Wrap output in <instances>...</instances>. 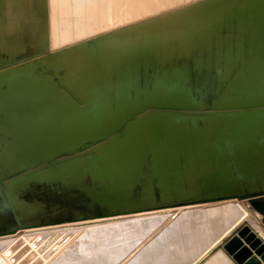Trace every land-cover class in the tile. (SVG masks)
<instances>
[{
    "label": "bare ground",
    "instance_id": "1",
    "mask_svg": "<svg viewBox=\"0 0 264 264\" xmlns=\"http://www.w3.org/2000/svg\"><path fill=\"white\" fill-rule=\"evenodd\" d=\"M178 2L0 0V158L15 164L29 146L69 145L0 171V264H193L242 219L260 221L234 193L264 192V107L138 113L117 133L126 147L141 152L147 131L153 146L168 120L166 152L143 155L145 167L118 177L123 198L111 207L100 205L110 192L106 182L96 185V176L105 180L99 171L54 191L33 180L55 162L67 171L72 159L79 178L89 156L91 164L126 170L139 155H125L117 134L73 142L87 119L140 103L165 74L181 78L204 107L231 91L236 76L264 89V0ZM22 209L17 223L7 219ZM27 245L30 252L10 253Z\"/></svg>",
    "mask_w": 264,
    "mask_h": 264
},
{
    "label": "water",
    "instance_id": "2",
    "mask_svg": "<svg viewBox=\"0 0 264 264\" xmlns=\"http://www.w3.org/2000/svg\"><path fill=\"white\" fill-rule=\"evenodd\" d=\"M167 75L168 74H165L161 77V82L157 84L158 88L154 92L145 95L140 103H137L132 107L123 106L117 110L107 111L104 117L93 116L87 119L85 121L82 137L80 139H76L73 143L80 142L86 137L90 138L92 136H101L102 138L107 139L111 135H115L120 130L125 128V126L136 115H138V113L145 112L146 110H205L206 108H210L215 111L230 112L245 108L256 109L258 107H264V89L258 82L256 83L254 82L255 80L249 78V76L240 78L236 76L235 78H231L233 79L232 84H234L233 89L229 91L227 87V90L224 94L219 93L213 97L212 102L216 103H213L212 105L209 104L204 107V105H198V103L191 98L192 96L185 92L181 78H177V76L173 74L168 76ZM179 76L181 77V75ZM229 79L230 77L225 80L227 86L230 82ZM150 121L151 114H148L146 117L143 118L141 124L144 125L146 124V122ZM171 123V121L165 120L163 124H158V128L155 131L157 135L154 133L155 144L153 146H150L149 144V135L147 131L145 133V146L143 147L141 152H137L136 148L132 145L127 148L126 141L122 136L123 133L117 134L114 139L115 142L117 141V143L115 144L123 146V151L125 155H129V149H131V151L135 154L139 155L137 159L134 158V162H132V160L128 158L126 163L127 169L120 174L117 173L115 166H110V170H108V168L105 167L103 160L101 159L97 160L98 163L91 164V159L89 156L84 158V172L79 178L77 177L76 168L75 170H73V166L71 164L72 162L77 163V161L72 159L69 162L67 171H64L61 168L57 169L55 162L52 167L46 168L45 170H41L40 172L35 173V175L32 176L33 180L39 182V180L42 179L45 183V187L47 188V190L54 191L57 185L63 186V181H68L70 184H73L83 177L86 178V174L91 175L94 174L96 171H99L104 174L105 180L96 176L94 178V180L96 181V185L104 186V182H106V185L108 186L107 191L110 192L108 202L101 203L100 205L106 207L116 205L119 201H122L123 195L121 189L122 185L115 183V180H117L118 177L127 180L131 179L133 176L132 166H134V164H143V166L145 167L146 163L144 159L146 158L143 155H152L153 157L157 152H160V150L162 152H166L163 125H166L165 127H168V125H172ZM175 125H173L172 128H176L177 125ZM64 143H53L49 145L47 143H45L44 145L41 144L39 146V150H36L37 147L34 148L32 146H29L27 147L28 153L25 155L23 153V155H19L17 160H15V164L14 162L7 160L6 158H0V171L6 172L7 170L14 168L18 164L31 162L32 160L45 156L48 153H51L56 150H64L69 146L68 144ZM160 146H162V149H159ZM95 153L97 155H102V147L95 150ZM109 155L118 154L115 151L110 150ZM140 158H142L141 162ZM152 168L154 171V166H152ZM17 183L18 182L13 181L12 185H15L17 188ZM83 184V190L87 191V187L89 184L85 181L83 182ZM238 188L243 189L244 186L239 185ZM244 190L245 192L242 194H234L241 199L249 200V206L261 215L260 221H264V201H259L261 198H264V192L256 193L254 191H248L247 189ZM144 191V187L142 186V192ZM32 197L33 199H35L34 194L32 195ZM225 197L228 196L226 195L220 198ZM12 198L15 199L16 197L13 195ZM218 198L213 197V199ZM17 205H19V203ZM83 206L85 209L89 208L87 205ZM24 214L25 213L23 209L20 211V213H15L11 210L7 219H10L13 223H17L20 219V216H23ZM242 221L243 219L237 224H235L226 234H224L216 243H214L193 264H264V241L261 240L262 238L258 237L257 231H255L253 228H251L250 225L246 223L242 224Z\"/></svg>",
    "mask_w": 264,
    "mask_h": 264
},
{
    "label": "rangeland",
    "instance_id": "3",
    "mask_svg": "<svg viewBox=\"0 0 264 264\" xmlns=\"http://www.w3.org/2000/svg\"><path fill=\"white\" fill-rule=\"evenodd\" d=\"M175 2H176V1H175ZM183 2H185V0H180V2H178V3H183ZM178 3H176V4H178ZM97 12H98V11H96V13H97ZM97 14H98V13H97ZM263 199H264V198H261L259 201H264ZM246 205H249V204L246 203ZM262 222L264 223V221H262ZM245 223L248 224V225H250L251 228H253V229H254V224H255V227H256V226L258 227V228L256 227L257 230H258V232H260L261 230H263L259 225H257V224L255 223V221H253L252 217H246V218H244L243 221H242V224H245ZM191 225H192V226H190V227H193V223H192ZM162 226H163V224H162L160 227L156 228V229L152 232V235L155 234L157 231H159L161 228H163ZM259 230H260V231H259ZM62 231H63V230H62ZM263 231H264V230H263ZM68 232H71V231H68ZM232 233H233V232H232ZM152 235H150V236H152ZM150 236H148V237H150ZM186 236H187V235L182 234V237H181V238H182V243L184 242ZM228 237H229V236H228ZM228 237H227V238H228ZM227 238H226V239H227ZM226 239H225V240H226ZM128 241H129V239H128ZM130 241H131V240H130ZM27 246H28V245H27ZM13 248H14V247H13ZM19 248H20V247H17L18 250H13L12 252H10V253L12 254L13 257L16 258L18 255H21V254L24 253V252H30V251L32 250L31 248H29V246H28V248H29L28 250H26V249L19 250ZM41 251H43V250H41ZM24 254H25V253H24ZM18 257H19V256H18ZM184 263H185V261H182V262H181V264H184Z\"/></svg>",
    "mask_w": 264,
    "mask_h": 264
},
{
    "label": "crops",
    "instance_id": "4",
    "mask_svg": "<svg viewBox=\"0 0 264 264\" xmlns=\"http://www.w3.org/2000/svg\"><path fill=\"white\" fill-rule=\"evenodd\" d=\"M257 222V224L264 230V223L262 222V221H256ZM254 230L255 231H257V233H258V230H257V228L255 227V225H254ZM259 234V233H258ZM262 240L264 241V238H262Z\"/></svg>",
    "mask_w": 264,
    "mask_h": 264
}]
</instances>
